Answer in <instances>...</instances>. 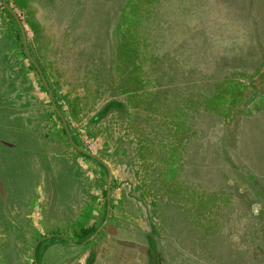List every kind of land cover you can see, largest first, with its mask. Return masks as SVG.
I'll list each match as a JSON object with an SVG mask.
<instances>
[{"label": "rangeland", "instance_id": "1", "mask_svg": "<svg viewBox=\"0 0 264 264\" xmlns=\"http://www.w3.org/2000/svg\"><path fill=\"white\" fill-rule=\"evenodd\" d=\"M51 2L4 0L38 107L31 137L0 116V264H95L68 245L144 222L156 264H264V0Z\"/></svg>", "mask_w": 264, "mask_h": 264}, {"label": "crops", "instance_id": "2", "mask_svg": "<svg viewBox=\"0 0 264 264\" xmlns=\"http://www.w3.org/2000/svg\"><path fill=\"white\" fill-rule=\"evenodd\" d=\"M2 1L4 3V0ZM44 8L46 10V15L44 13V18H46V20L49 21L50 16H58L57 7L51 2V0H44ZM6 12L8 16L14 19V15L11 14L9 9L8 11L6 10ZM13 22L15 23L14 20ZM59 22L62 21H60V19L55 21V23ZM143 225L145 226L144 230L146 231L137 233V231L128 229L126 225L117 224L114 226L107 224L104 226V229H101V231H95L96 234L93 236L94 238L91 240L89 239L87 244L85 243L79 246L68 245V249L71 250L69 252L75 257L79 254L80 259H85L88 254H91L89 263L95 264H97V259L101 260L99 261V264H109V259H114L117 254L120 256V259L118 258L120 261H117L116 264H130L131 259H135L136 261L142 259V264H156L157 259H163L161 243L157 240L155 232L152 231L153 229L150 228V224L144 222ZM106 229L108 230V233L106 232ZM60 243L62 245H60ZM65 244L66 242L64 240L57 241L59 252L61 251V248H63L65 253ZM58 259H60V257H58ZM202 261L203 260L200 259V264H203Z\"/></svg>", "mask_w": 264, "mask_h": 264}, {"label": "trees", "instance_id": "3", "mask_svg": "<svg viewBox=\"0 0 264 264\" xmlns=\"http://www.w3.org/2000/svg\"><path fill=\"white\" fill-rule=\"evenodd\" d=\"M160 3L161 0H153V4ZM155 2V3H154ZM154 7V6H153ZM5 10V9H4ZM5 13L7 14L6 10ZM8 15V14H7ZM15 30L10 31L9 36L2 37L0 36V116H8V118H19L20 121H22V133L25 136H30L33 133V130L30 129L31 123L33 122V118L31 117L32 111L34 112L33 108L38 107L35 106V101L30 98L29 89H31L32 85L29 82L28 78L26 77L30 70H31V64L28 63L26 67H24L22 64H15L14 61H12L10 56L17 55L16 51L14 49V43L18 42L19 44V51L20 55L24 57V52L21 47V39L19 35V31L17 29L16 24ZM13 43V45H12ZM12 52V53H11ZM14 52V53H13ZM12 54V55H11ZM23 75V78L26 80V85L23 87L24 83L20 80L21 76ZM28 91V92H27ZM36 112V110H35ZM55 116V113H53ZM57 121L58 118L56 117ZM61 133L65 134V128L61 126ZM40 140L41 143H44V132L40 133ZM39 143V142H38ZM21 147L24 149V143L21 144ZM27 148V147H26ZM25 151V150H24ZM4 190L6 193V196L8 195L9 189ZM7 191V192H6ZM8 198V196H7ZM0 213L1 215L11 216L8 211L4 210V205L0 201ZM8 221L13 219L7 218ZM86 236L90 237V231L87 232ZM59 239H55L57 242ZM89 240H87L85 243L87 244ZM202 263L206 259H202ZM35 264V261H34ZM200 264V260L199 263Z\"/></svg>", "mask_w": 264, "mask_h": 264}, {"label": "water", "instance_id": "4", "mask_svg": "<svg viewBox=\"0 0 264 264\" xmlns=\"http://www.w3.org/2000/svg\"><path fill=\"white\" fill-rule=\"evenodd\" d=\"M0 3H1L2 6L4 7V9H6V10L8 11V9L6 8V6L4 5V3H3L2 0H0ZM13 18H14V21H15V23H16L17 27L19 28V31H20V35H21V43H22L23 51H24V53H25V55H26V57H27L28 62L31 63V59L29 58L28 53H27V51H26L25 41H24V36H23L22 30H21V28H20L19 22H18V20H17L14 16H13ZM36 72L38 73V75H39V79H40V81H41V83H42L44 89H45L46 92H47V98H48L49 103H50V105H51V109L54 111V113L59 117V119H60L61 122H62V119L60 118V115H59L57 109L55 108V105H54V103H53V101H52V98H51V96H50V93L48 92L47 87H46V85H45V83H44V81H43L41 75L39 74L38 69H36ZM62 126L64 127V123H63V122H62ZM65 133H66V135H67V137H68V139H69V136H68L66 130H65ZM70 144H71L72 147L75 148L76 151H79V152H80V150H79L77 147H75L72 143H70ZM81 152H82V151H81ZM88 156H89L90 158H93L92 155H88ZM109 182H110V175L107 174V181H106V195H105L106 199H107V197H108V186H109ZM97 230H98V229H97ZM93 236H94V235H92V236L90 237V240L92 239Z\"/></svg>", "mask_w": 264, "mask_h": 264}]
</instances>
